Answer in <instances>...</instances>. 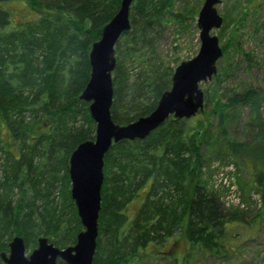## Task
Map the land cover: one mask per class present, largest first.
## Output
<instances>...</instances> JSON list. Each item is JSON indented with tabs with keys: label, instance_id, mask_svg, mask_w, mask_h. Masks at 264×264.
<instances>
[{
	"label": "trees",
	"instance_id": "16d2710c",
	"mask_svg": "<svg viewBox=\"0 0 264 264\" xmlns=\"http://www.w3.org/2000/svg\"><path fill=\"white\" fill-rule=\"evenodd\" d=\"M120 1L0 0V253L14 234L26 249L39 236L63 248L83 228L70 195L68 161L79 142L94 138L95 122L79 95L90 75L91 44ZM176 1L131 2L130 27L114 45V122L148 114L170 87L173 68L158 57L156 43L165 26L185 23L198 6L182 0L186 5L175 11ZM263 103L264 90L249 87L214 96L210 109L218 123L233 109L249 110L251 142L228 141L224 150L239 167L252 164L262 197L254 218L264 215V167L257 164L264 163ZM191 117L169 115L145 138L114 142L105 153L93 264H189L197 254L227 260L238 239L233 226L249 221L201 182L202 128ZM181 232L187 245L178 257L173 251ZM56 264L66 263L58 258Z\"/></svg>",
	"mask_w": 264,
	"mask_h": 264
},
{
	"label": "rangeland",
	"instance_id": "374dc122",
	"mask_svg": "<svg viewBox=\"0 0 264 264\" xmlns=\"http://www.w3.org/2000/svg\"><path fill=\"white\" fill-rule=\"evenodd\" d=\"M197 6L195 13L188 14L185 23H169L161 31L156 43V54L165 64L173 69L182 60L193 57L199 48V29L196 18L203 0H190L189 7ZM186 5L182 0L176 1L173 9L176 11ZM11 7H20L19 4ZM222 16V24L211 31L218 37L222 48V56L216 61L217 78L201 82L199 87L207 94L208 102L190 118L195 127L201 129L199 145L203 154V164L200 173L201 182L207 189L215 193L222 205L245 211L248 225L233 226L231 230L238 239L235 248L226 261H221L214 255L197 254L190 259L189 264H264V215L254 218L253 215L262 205L260 191L254 187L250 174V162L245 168L226 154L224 145L228 141L250 143L252 136L247 127L249 110L247 106L231 110L229 119L218 123L215 115L210 114L214 96H226L241 92L252 87L264 90V0H220L216 5ZM244 10L246 13H243ZM18 15L15 16L17 18ZM217 91V92H216ZM264 120V103L261 106ZM223 129V130H222ZM224 131V132H221ZM259 168L264 167L257 160ZM136 203L130 205L135 209ZM171 243L168 245V247ZM187 245L183 232L177 236L173 253L180 257ZM31 249H27L29 252ZM134 264H172L166 259H154ZM183 264V263H180Z\"/></svg>",
	"mask_w": 264,
	"mask_h": 264
},
{
	"label": "water",
	"instance_id": "95a60500",
	"mask_svg": "<svg viewBox=\"0 0 264 264\" xmlns=\"http://www.w3.org/2000/svg\"><path fill=\"white\" fill-rule=\"evenodd\" d=\"M133 0H121L116 13L103 25L99 39L89 50L90 75L79 97L88 102L95 122L93 139L79 142L68 161L70 195L83 228L74 244L63 248L39 236L37 244L27 252L23 237L14 234L8 251L1 252L3 264H93L98 234V214L103 183L104 155L112 143L123 139L145 138L169 115L189 118L203 108L204 93L199 87L216 73V61L222 56L218 37L211 34L222 24L216 5L220 0H203L196 18L200 45L197 53L177 64L172 72L171 85L164 90L155 107L146 115L119 124L111 118L113 101L112 71L115 67L114 45L129 29V7Z\"/></svg>",
	"mask_w": 264,
	"mask_h": 264
}]
</instances>
